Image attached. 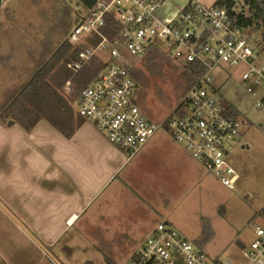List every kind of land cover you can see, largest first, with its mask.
<instances>
[{"label": "rangeland", "instance_id": "374dc122", "mask_svg": "<svg viewBox=\"0 0 264 264\" xmlns=\"http://www.w3.org/2000/svg\"><path fill=\"white\" fill-rule=\"evenodd\" d=\"M185 1L167 0L164 10L174 13ZM200 1L212 8L218 0ZM74 7L63 0H12L0 8V51L7 57L0 63V104L67 42L78 23ZM246 36L264 59L262 32L250 29ZM126 55L134 61L145 118L164 122L187 88L184 70L163 57L151 71L146 60ZM61 67L62 63L57 69ZM244 69L224 65L214 73V86L244 122L227 149L229 163L240 176L235 189L226 188L190 156L188 170L173 172L156 155L128 157L130 164L120 181L99 199L98 215L81 222L84 229L76 237L73 253H65L60 264H129L160 223L170 224L211 259L246 264L239 244L250 246L254 241L253 225L264 210V106H257L259 90L257 97L248 92ZM78 102L73 111L81 119ZM160 134L169 135L165 130Z\"/></svg>", "mask_w": 264, "mask_h": 264}, {"label": "built area", "instance_id": "2783aa9c", "mask_svg": "<svg viewBox=\"0 0 264 264\" xmlns=\"http://www.w3.org/2000/svg\"><path fill=\"white\" fill-rule=\"evenodd\" d=\"M12 0H0V8ZM74 5L78 23L68 36L77 60L67 69L77 75L94 58L105 66L79 96L78 115L107 141L132 158L161 130L171 135L210 174L234 190L240 179L229 163L228 147L244 123L226 110V100L214 86V73L224 65L243 66L248 92L264 106V59L249 44L248 30L236 25L226 7L207 8L187 0L167 13V0H63ZM109 29V32L106 30ZM97 41V45L92 42ZM82 45L86 47L81 48ZM152 48L162 49L176 65L200 69L199 79L164 122L145 118L136 103L138 83L134 61ZM142 60V59H140ZM71 82L66 89L70 90ZM254 241L244 246L246 264H264V215L253 225ZM129 264H234L211 259L168 223H160Z\"/></svg>", "mask_w": 264, "mask_h": 264}, {"label": "crops", "instance_id": "0c3cea01", "mask_svg": "<svg viewBox=\"0 0 264 264\" xmlns=\"http://www.w3.org/2000/svg\"><path fill=\"white\" fill-rule=\"evenodd\" d=\"M79 120L71 138L45 120L29 132L0 121V264H60L73 253L81 222L98 215L99 199L130 164L125 151ZM140 154L158 156L169 172L191 167L170 134L157 133Z\"/></svg>", "mask_w": 264, "mask_h": 264}, {"label": "trees", "instance_id": "16d2710c", "mask_svg": "<svg viewBox=\"0 0 264 264\" xmlns=\"http://www.w3.org/2000/svg\"><path fill=\"white\" fill-rule=\"evenodd\" d=\"M215 6L226 7L233 22L240 28L261 31L264 41V0H218ZM246 10H248L247 13ZM106 30L109 32V29ZM97 43V41L92 42L94 46ZM262 45L264 47V42ZM84 47L86 45H82L80 49ZM77 57L73 46L67 40L48 61L39 65L33 78L27 84L17 92L8 95L6 102L0 107V121L3 124L17 123L29 132L40 121L45 120L65 137L71 138L76 127L81 124L80 120L77 124L74 121V102L79 99L83 89L94 82L105 66L104 62L96 57L79 74L74 75L67 69V63L77 60ZM163 57L169 59L162 49L152 48L142 60H146L148 70L154 71L157 69V64L154 62L158 58L163 60ZM61 63L62 67L57 69ZM182 69L184 70L183 76L188 83L185 95L199 79L200 69L195 65ZM132 76L137 81L133 70ZM69 81L71 88L67 90L65 88ZM64 90L70 94L68 97L64 95ZM69 97L72 98L71 102ZM136 103L142 109V101L140 103L138 95ZM225 106L234 118H240L241 115L237 109L228 103ZM263 215L264 210L261 212V216Z\"/></svg>", "mask_w": 264, "mask_h": 264}, {"label": "water", "instance_id": "95a60500", "mask_svg": "<svg viewBox=\"0 0 264 264\" xmlns=\"http://www.w3.org/2000/svg\"><path fill=\"white\" fill-rule=\"evenodd\" d=\"M13 124V122H10L9 125ZM240 248H244V245L242 243L239 244Z\"/></svg>", "mask_w": 264, "mask_h": 264}]
</instances>
